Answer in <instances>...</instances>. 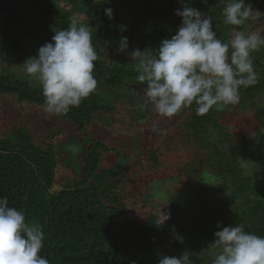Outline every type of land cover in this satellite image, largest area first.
Masks as SVG:
<instances>
[{"label":"trees","instance_id":"1","mask_svg":"<svg viewBox=\"0 0 264 264\" xmlns=\"http://www.w3.org/2000/svg\"><path fill=\"white\" fill-rule=\"evenodd\" d=\"M245 2L263 16L237 30L254 32L263 23L259 33L264 36V0ZM183 3L211 16L219 39H231L233 26L225 25L222 15L228 0ZM182 6L181 0H0V60L6 56L20 64L27 53L38 54L52 42L55 30L69 26L72 15L89 28L97 53V89L61 116L44 112L40 84L29 81L15 64L0 69V97H11L22 110L42 111L56 126L46 136V146L39 145L26 120L0 126V198L7 197L9 206L24 212L26 222L43 228L40 255L50 264H159L163 256L182 259L183 264H211L210 244L222 227L243 223L246 231L264 236V186L244 166L258 156L255 152L264 142V104L257 102L264 96V48L252 54L257 82L240 89L239 103L203 116L196 115L195 105L183 109L167 118L171 120L152 143L145 142L137 127L154 111L150 105L140 107L145 86L137 82V61L130 53L137 48L145 55L158 50L181 26L182 18L175 13ZM105 8L113 10V19ZM122 36L129 41L123 53L118 51ZM234 106L253 115L254 135V128L253 133L239 134L224 122ZM121 116H129L132 124V142H125V148L90 134L94 124L109 125ZM69 131L79 136H69ZM60 138L64 143H57ZM130 161L133 170L143 172L147 187L160 177L154 182L171 178L192 189L172 192L167 202L137 220L133 211L148 198L145 191L128 188L124 166ZM64 166L74 177L63 183L58 174ZM213 181L214 192L228 195L210 198ZM162 211L171 218L157 226Z\"/></svg>","mask_w":264,"mask_h":264},{"label":"clouds","instance_id":"2","mask_svg":"<svg viewBox=\"0 0 264 264\" xmlns=\"http://www.w3.org/2000/svg\"><path fill=\"white\" fill-rule=\"evenodd\" d=\"M181 3L175 13L182 18L181 26L171 38L163 39L151 55L138 48L130 53L137 61V82L145 86L140 107L143 110L150 105L162 118H172L193 105L196 115L203 116L213 108L239 103L240 89L257 82L252 54L264 48V36L259 32L237 30L260 17L245 0H228L222 11L224 24L233 26L227 42L217 37L211 16L183 0ZM104 11L109 20L114 18L111 8ZM69 20V26L55 30L52 42L41 46L38 54L27 53L24 62L29 81L35 79L42 88L43 110L48 115L68 114L97 89L92 34L76 15ZM125 30L126 26H121V31ZM128 46V38L122 36L118 51L126 52ZM170 218L162 211L155 223L162 226ZM214 236L211 264H264V236L246 231L243 223L224 226ZM44 240L41 226L26 222L23 211L9 206L7 197L0 198V264H50L40 255ZM159 264L183 261L163 256Z\"/></svg>","mask_w":264,"mask_h":264},{"label":"rangeland","instance_id":"3","mask_svg":"<svg viewBox=\"0 0 264 264\" xmlns=\"http://www.w3.org/2000/svg\"><path fill=\"white\" fill-rule=\"evenodd\" d=\"M80 12V11H79ZM81 13V12H80ZM80 18L83 19V16L78 15ZM260 16L261 15L260 13ZM263 23H258L257 30L254 32H261L263 29ZM252 32V30H249ZM37 53V51L35 52ZM26 61V60H25ZM13 64H15V68H19L22 73H25V65L23 63H11L6 56H2L0 60V69L10 67L13 68ZM33 82H36L33 79ZM258 103L264 104V96L260 95L257 99ZM21 107L15 104L14 99L11 97H0V126L5 125L10 126L14 124H18L21 120H26L32 125V132L36 137V141L40 143L39 145L46 146L48 144L46 140V136L50 133H53V129L56 127L53 124V121L47 117L43 116L42 111H36L33 109H29V111H25L20 109ZM237 107L235 106L232 108L231 115L229 114L224 118V122L228 123L235 127L234 132L238 131L239 134H242L243 131H248L249 134L252 132L251 130L257 126L253 115H248L245 113L238 112L236 110ZM128 115V112H127ZM171 119L159 117L155 112L148 116L147 120L143 122H138L137 127L141 132V137L145 140V142L152 143L156 140L158 133L164 127L166 122H169ZM9 126V127H10ZM132 124H130L129 116L127 117H119L113 118L112 123L106 125L102 122H98L94 124L91 129L89 130L90 134L96 138L105 141L107 144L109 143L113 147L117 148H125L127 145L125 142H132L133 132L131 130ZM9 128H7L8 130ZM255 128L254 133L255 134ZM69 136L77 137L79 136L76 132L69 131ZM65 139L60 138L57 139V143H64ZM61 145V144H60ZM255 153L258 154L257 157L247 159L245 161L244 166L249 168L252 173L256 175V182L264 186V142L260 146L259 150ZM113 155L108 157V160L112 159ZM132 162H127L124 166L126 170V180L128 181V188L130 190L138 189L141 191H145V200L146 204L140 205L137 207V210L133 211V217L137 220H141L144 216L154 207L160 206L163 203L167 202L169 196L172 192H189L192 189V186L187 185H180L176 181L172 180L171 178H164V180L155 181L154 179H160V177H154L151 180V184L145 185L142 180V171L133 170ZM132 171H135V174H131ZM73 173L67 166H64L63 172H59L58 179L62 178V182H65V179H72ZM216 181L210 182V198H223L224 196L228 195L227 192H214V187L216 185ZM61 186H57L56 189L60 188Z\"/></svg>","mask_w":264,"mask_h":264},{"label":"flooded vegetation","instance_id":"4","mask_svg":"<svg viewBox=\"0 0 264 264\" xmlns=\"http://www.w3.org/2000/svg\"><path fill=\"white\" fill-rule=\"evenodd\" d=\"M30 79H31V78H30ZM30 79H29V80H30Z\"/></svg>","mask_w":264,"mask_h":264}]
</instances>
